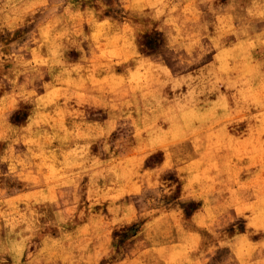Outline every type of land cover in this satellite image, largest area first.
<instances>
[{"label":"rangeland","instance_id":"obj_1","mask_svg":"<svg viewBox=\"0 0 264 264\" xmlns=\"http://www.w3.org/2000/svg\"><path fill=\"white\" fill-rule=\"evenodd\" d=\"M0 264H264V0H0Z\"/></svg>","mask_w":264,"mask_h":264}]
</instances>
